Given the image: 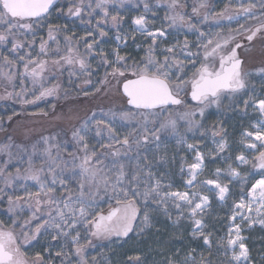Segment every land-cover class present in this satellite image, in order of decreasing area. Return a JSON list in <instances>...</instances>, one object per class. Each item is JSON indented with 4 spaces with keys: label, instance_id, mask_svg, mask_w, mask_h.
Instances as JSON below:
<instances>
[{
    "label": "snow or ice",
    "instance_id": "obj_1",
    "mask_svg": "<svg viewBox=\"0 0 264 264\" xmlns=\"http://www.w3.org/2000/svg\"><path fill=\"white\" fill-rule=\"evenodd\" d=\"M57 2L0 0V45H11L9 55L3 56L0 78L10 84L19 79L21 85L19 92H8L0 99H12L15 95L22 104H35L48 97H58L62 85L56 83L49 86V74L67 71L71 83V78L77 75V68L80 73L91 75L88 58L99 56L101 63L111 69L105 72L104 79L99 83L107 84L108 77L122 82V98L129 108L118 113L111 110L92 112L79 126L70 129V139L67 132L61 129L41 136L30 151L11 142L0 143V154L8 157L4 166L0 167V179L5 188H12L14 181L21 180L32 181L39 186L38 191L28 193L25 199L31 211L27 220L20 223L15 219L11 225L0 221V264H29L26 248L48 236L53 241H62L49 264H54L55 259H59L60 264H98L96 257L89 260L87 256L86 250L95 246L93 239L111 242L112 237L123 239L133 232L143 236L156 227L160 217L176 227L183 220L190 221L189 235L197 243L182 254L180 249L172 251L168 242L160 241L161 259L158 264H216L211 259L213 233L206 231L205 217L212 211L211 198L206 193H213L218 201L225 202L229 186L221 182L220 168L215 170L216 179L198 180L205 157L196 150L192 163H181V175L187 173L184 180L186 190H174L168 170L167 140L174 138L177 145H183L188 150L195 149L196 145L187 142V134L191 133L193 137L197 132L201 137L206 135L203 122L211 115L208 110L213 107L219 109L225 100L232 101L233 110H236L239 108L236 102L245 92L249 95L239 111L246 114L251 105L264 117V99L253 98L251 93L256 85L250 84V78L255 74L264 89V66L256 68L254 73L245 70L237 53L242 45L236 42L237 37L242 35L249 43L264 35V0H259L258 4L252 0L247 6L241 4L232 13L226 10L215 17L232 21L243 16L255 21V27L244 28L241 25L243 32L217 33L215 37L207 38L183 11L187 5L180 0H155L154 3L152 0H76L68 8V17L89 24L99 31L100 37H104L107 32L102 25L110 24L119 29L124 20L119 8L126 3L134 7L142 4L143 12L132 17L133 40L135 33H139L151 43L144 47V55L139 60L121 55V48L128 46L126 33L122 36L117 31V44L111 53L103 49L97 52L95 37L86 44L82 53L79 44H74L70 35L64 37V46L61 47L58 33L62 29L51 24H48L47 39L41 37L39 52L33 55L36 34L56 8ZM113 6L116 7L115 14ZM207 7V0H199L192 5L191 15L199 17L201 9ZM161 8L166 11L167 28H150L152 21L146 13L151 12L155 17ZM93 17H98L95 24H92ZM208 19L205 13L203 20ZM169 29L178 34L187 29L183 33L185 39L181 41L177 37L174 43L160 48L159 45L165 43L170 35ZM63 30L67 31V28ZM188 33L199 34L194 45L196 51H192ZM88 35L93 36V33L88 32ZM29 36L32 37L30 41L27 39ZM53 42L56 43L55 50L50 47ZM139 48L140 45H137ZM22 51L24 55H19ZM4 67L10 70L5 72ZM51 78L55 79V75ZM29 83L30 88L27 86ZM91 83L90 79L84 81V84ZM101 90L96 88V92ZM29 95L32 99L28 98ZM84 95L87 96L88 92L84 91ZM189 98L192 103H189ZM118 122L121 127L132 126L133 129L122 139L117 136ZM252 127L253 131L246 129L242 132L241 143L246 149L258 152V155L254 161H249L243 154L235 159L238 165L252 163L253 168L262 174L246 194L242 188L239 201L232 205L227 235L215 242L217 251L225 257L219 264H255L243 233L246 228L252 229L257 225L264 229V119L255 122ZM92 134L100 140L107 137L108 143L100 144L101 148L111 150L114 145L120 146L111 150L113 160L109 164L100 159L94 147L90 148L89 136ZM212 136L221 137L215 151L223 153L228 147L225 128L214 124ZM14 147L21 164L25 163L23 157L27 156V166L23 169L17 167L15 175L7 170ZM72 147L75 151L69 150ZM64 151L71 157L70 161L64 159ZM36 159L41 161L39 167L34 163ZM227 175L236 179L240 177V172L229 164ZM244 183H247V178ZM3 192L4 188H0V193ZM98 198L108 202L106 212L96 211ZM21 199L19 196H8L9 214L16 215L17 209L23 210ZM34 221L37 223L32 228ZM173 236L179 239L175 233ZM197 248H206L209 255L206 257L201 253L197 259ZM37 259H40L39 255ZM261 260L264 261V253Z\"/></svg>",
    "mask_w": 264,
    "mask_h": 264
},
{
    "label": "rangeland",
    "instance_id": "obj_2",
    "mask_svg": "<svg viewBox=\"0 0 264 264\" xmlns=\"http://www.w3.org/2000/svg\"><path fill=\"white\" fill-rule=\"evenodd\" d=\"M76 0H60V3L67 4L68 7L65 12V17L69 20L67 24L60 23L63 19V9L58 12L54 11L51 14L58 13L59 19H56V22L50 23V16L47 17L46 21L43 22V27L38 30L35 40V48L33 49L32 54L36 55L39 52V43L41 37L47 39L48 24H51L54 28L59 27L62 29L59 33V40L61 42V47H63L64 37L70 35L73 37V43L79 44V50L83 53L85 51V46L87 43L93 41L95 37L97 44L95 45V50L98 52L100 49H103L106 53H111L112 50L116 47L115 36L117 31L123 36L125 33L128 35V46L121 48V55L129 56L132 59L139 60L144 55V47L147 44L151 43V40H146V38L139 33H135V40H133V27L130 24L132 22V17L143 12V5L140 4L139 7H134L130 3H126L122 8H119V12L125 18L121 22L119 29L113 28L109 25H102V28L107 35L100 37L99 31L92 28L87 23H81L79 19L68 17L67 10L71 7ZM154 3L155 0H152ZM182 4H186L187 7L183 9L192 19L193 23H196L201 31L205 33L207 37H215L217 33L222 35H228L229 33H234L236 31L243 32L241 25H244V28L255 27V21L251 19H246L243 16L237 17L232 21H222V19H216L218 13L228 10L230 13L239 9L241 4L247 6L252 0H207V9H201V14L199 17L192 16V5L199 3V0H180ZM256 3H259V0H256ZM59 10V8H58ZM116 7L113 6V14H115ZM259 13V8L256 9ZM207 13L209 19L204 21L203 16ZM165 9L161 8L156 12V16L153 17L151 12L146 13L148 18L152 21L150 28H167V23L165 21ZM53 17V16H52ZM85 20L88 17H84ZM98 17H93L92 24L96 23ZM222 21V22H221ZM67 28V31L63 29ZM170 35L165 43L159 45L160 48L166 47L168 43H174L177 37L179 40L183 41L185 39L184 32H187V29H183L181 33H176L174 30L169 29ZM88 32H92L93 36H89ZM198 33H188L187 38L190 43L193 45L192 51H196L195 44L197 42ZM243 36V35H242ZM239 37H237V42ZM29 41L32 39L31 36L27 38ZM137 45H140L139 50ZM51 50H55L56 43L51 44ZM11 48V45H0V66L3 63V56L9 55L8 50ZM238 56L243 61V67L247 71L254 73V70L258 67L264 66V35H259L251 43L246 41L242 44V47L237 49ZM19 55H24L22 51ZM114 59V57H110ZM132 59L129 60V63L132 62ZM88 63L91 65L90 72L91 75H86L80 73L79 69H76L77 75H74L71 78V83L69 82L68 72L64 71L61 73H50L49 74V86L52 84L60 83L62 89L58 97H48L44 100H39L35 104H22L19 100L13 95L12 99H0V143L11 142L14 145H19L21 148H27L31 150V146L40 141L41 136H47L54 134L55 132L63 129L67 132V138L70 139L71 132L70 129L73 126H79V124L87 117L92 114V112L100 113L103 111H116L117 113L121 110H127L129 107L126 105V100L122 98L120 91V84L116 79L108 77V83L101 85L99 81L103 80L105 77L106 71H111L110 68L103 65L99 56L89 57ZM3 70L8 72L10 69L4 67ZM20 70H23L22 65H20ZM55 75V79L51 77ZM91 80V84H84L85 80ZM250 84L256 85L252 96L254 99H264V89L260 87V78L258 76H253L250 78ZM31 87L30 83L27 85ZM99 87L102 90L96 92V88ZM21 90V85L19 79H15L11 84L5 81L3 78H0V96L6 95L8 92H19ZM84 91L88 92V95H84ZM65 92L67 95H65ZM249 93L245 92L241 94L240 99L236 102L239 105V108H243L244 99L248 98ZM256 97V98H255ZM29 99H32V96L29 95ZM233 102L226 100V141L228 144L227 150L238 149L240 152L237 155L243 154L249 161H254L255 156L258 155V152L251 151L245 148L241 143V134L246 129L253 131L252 125L264 119L261 117L257 111L253 110V107L249 105L246 110V114L241 113L239 108L233 110ZM212 116L215 118V122L220 123L222 118V107L219 109L214 107L212 111ZM11 117V119H9ZM254 117L249 128H243L238 132L240 126L245 125L247 119ZM135 124V121H133ZM132 126H120V122L117 123V136L121 139L124 135H127L131 132ZM190 134V133H188ZM11 137V141H9ZM170 145L167 146V154L169 157V172L171 175V181L175 184H180L181 178L184 176L180 173V168L177 167L176 162L181 161L183 158V151H181L180 146L177 145L174 138ZM220 139L214 137V151L212 157H208L204 160V170L208 167L211 168L210 174L203 173V176L200 178L203 180L206 179H216L213 171L218 167L217 165H222V161L218 160V156L222 153H216V148ZM108 143L107 137L103 140L95 137L94 134L89 136V146L90 148L94 147L97 151L100 159L105 163L109 164L113 160L111 156V150L119 148V145H114L113 149H104L100 147V144ZM183 146V145H182ZM183 149H186L183 146ZM69 150L75 151L74 147ZM13 158L8 165V172H11L13 175L16 173L17 167L23 169L26 167L27 156H24V164L19 162V157L16 155L17 149L14 147L12 149ZM182 154V156H181ZM236 155V156H237ZM64 159L71 160V157L68 156L67 151L63 152ZM174 157V160H173ZM178 157V158H177ZM8 157L4 154H0V167L4 166V161ZM37 167L40 166V159L34 161ZM192 163V162H191ZM231 164L233 167L237 168V171L240 172V177L233 179L227 175L226 169V179L220 176L222 183H226L229 186L230 192L227 197V200L224 203H219L215 200V195L213 193H206L210 195L212 211L211 215L206 216L207 228L206 231L213 233V248L211 259L219 264V261L224 260L225 257L221 256L215 247V242L220 237H226L228 218L232 214L231 205L232 202L236 199H239L241 196V190L250 183V181L255 177L259 176L262 173L260 170L254 169L252 163L247 165L239 166L236 163V159L226 158V165ZM215 169V170H214ZM211 175V176H210ZM247 178V183H244V179ZM187 179V177H185ZM184 179V180H185ZM38 185L32 181H14V186L12 188H5L4 182L0 179V188H4V192L0 193V221H3L7 225H11L12 220L18 219L20 223H23L31 216V211L28 209L25 199L28 196V193L38 191ZM174 190H186L182 186L173 188ZM59 194V193H58ZM103 195V193H101ZM8 196L13 198L19 196L22 197L20 204L22 206V211L17 209L16 215H11L7 212L8 208ZM98 206L96 211L106 212L109 204L108 202L101 201L98 198ZM11 215V219L9 216ZM37 222H33L32 228L35 227ZM160 231L157 232L156 229ZM17 232L20 231L19 228L16 229ZM138 231V229H137ZM191 231V224L188 220L181 221L179 227L170 225L163 217H160L156 227L153 228L150 232L146 233L143 236H137L135 232L130 233L129 237L119 239L112 237L111 242L109 241H97L93 239L92 243L94 247H89L87 251L88 259L91 260L92 257H96L98 264H158L161 256L160 252V241L168 242V246L172 251L180 249L181 253L187 252L190 248L195 247L197 242H193L191 236L189 235ZM179 239H176L173 234ZM82 236L85 233H81ZM246 237V244H249L250 254L255 261V264H264V261L261 260V254L264 253V229L260 227H253L252 229H245L243 233ZM82 242H84L82 240ZM62 241H53L51 236L46 238H41L39 242H33L31 246L26 248V256L28 258L29 264H49L50 261H53L55 257V252L59 250L60 244ZM198 243L202 244V241ZM51 253V254H50ZM203 253L204 256H208V250L206 248H197L196 256L199 259L200 254ZM39 255L40 259H37ZM139 258V259H137ZM54 264H60L59 259H55Z\"/></svg>",
    "mask_w": 264,
    "mask_h": 264
},
{
    "label": "flooded vegetation",
    "instance_id": "obj_3",
    "mask_svg": "<svg viewBox=\"0 0 264 264\" xmlns=\"http://www.w3.org/2000/svg\"><path fill=\"white\" fill-rule=\"evenodd\" d=\"M59 2H60V0H58L57 5H56V8L53 9V10L54 11H57V9L59 8V11H60V9L61 10L63 9V19H61L60 23L67 24V22L69 20L65 17V12H66V9H67L68 5L67 4H64V3L63 4L62 3L59 4ZM53 10H52V12H53ZM50 19H51L50 23H54V21L56 22V19H59L58 13H55L53 15L51 14L50 15ZM189 103H192L190 101V98H189ZM221 107H222V118H221L220 123L215 122V119H214L215 117L212 116V115H208L207 118L204 120V122H203L204 123V129H207L206 135H204L203 137H201L200 136V133L197 132L196 135H195V137H193V135L191 133L190 134H187L188 135L187 142L196 145V148L193 149V150H188L187 148L186 149H183V146L182 145L180 146L181 151H183V152L185 151V152L183 153L182 160L176 162L178 168L181 167V163L182 162L185 163V164L193 162L194 161V156H195V151L196 150L201 151L204 154L205 159L208 157V155H210L212 157V154H213V151H214V147H215L214 137L212 136L213 125L214 124H221L225 128V130H226V100L221 105ZM213 110H214V107L211 108V109H209L208 112L212 114V111ZM253 118L250 117L249 120L247 119L246 124L240 126V129L238 130V132H242L243 131L242 130L243 128H249V124L251 123V121L253 120ZM204 129H202V131ZM181 131H183V129H181ZM215 138L221 140V137H219V136L218 137H215ZM220 140H219V142H220ZM172 141H173V139L172 138H169L167 140V146L170 145V143H172ZM239 152H240V150H238V149H231V150L229 149V150H227V152H226V149H225V151L221 155H219L217 157L218 160L222 161V165H217L216 167H218V168H220L222 170V176L225 179H226V169L228 167L226 165V158H228V159H235L236 158V155ZM181 156H182V154H181ZM210 170H211L210 167H208L206 170H204V172H203L204 175L205 174H208L209 175L210 172H211ZM213 173H215V171H213ZM202 176H203V174H202ZM185 177H187V173L186 172H185L184 176L181 178L180 184H175V185L173 184V188H177V187H180V186L183 187L184 186V179H185ZM199 181H202L201 178H200Z\"/></svg>",
    "mask_w": 264,
    "mask_h": 264
},
{
    "label": "water",
    "instance_id": "obj_4",
    "mask_svg": "<svg viewBox=\"0 0 264 264\" xmlns=\"http://www.w3.org/2000/svg\"><path fill=\"white\" fill-rule=\"evenodd\" d=\"M120 91H121V94H122V83L120 84ZM126 105H127V104H126ZM127 106H128V105H127ZM128 107H129V106H128ZM257 177H258V176H255V177L250 181V183L245 187V189H244L245 194H246L247 189L251 187V184L255 182V180L257 179ZM237 201H238V200H237ZM237 201H235V202H237ZM233 203H234V202H233ZM233 203H232V205H233ZM231 209H232V206H231Z\"/></svg>",
    "mask_w": 264,
    "mask_h": 264
},
{
    "label": "bare ground",
    "instance_id": "obj_5",
    "mask_svg": "<svg viewBox=\"0 0 264 264\" xmlns=\"http://www.w3.org/2000/svg\"><path fill=\"white\" fill-rule=\"evenodd\" d=\"M131 25H132V22H131ZM132 27L134 28V26L132 25ZM263 119V118H262ZM236 163H237V165H238V162L236 161ZM239 166H243L242 164L241 165H239ZM202 173H203V171H202ZM202 173L200 174V175H202ZM200 175H199V177H200ZM198 177V178H199ZM261 178V175H259L258 177H257V179H260ZM256 179V180H257ZM185 187V186H184ZM215 200L217 201V202H219V203H224V202H220V201H218V199L215 197ZM239 201V200H238ZM237 201V202H238ZM229 226H230V221H229V219H228V224H227V232H228V228H229ZM255 227H259L258 225L257 226H255ZM227 232H226V234H227Z\"/></svg>",
    "mask_w": 264,
    "mask_h": 264
},
{
    "label": "trees",
    "instance_id": "obj_6",
    "mask_svg": "<svg viewBox=\"0 0 264 264\" xmlns=\"http://www.w3.org/2000/svg\"><path fill=\"white\" fill-rule=\"evenodd\" d=\"M234 12V11H233ZM232 13V12H231ZM240 17V16H239ZM222 21L224 22V21H227L226 19H222ZM221 21V22H222ZM239 40H238V43H240L241 45L242 44H244L247 40L244 38V36H240L239 38H238ZM237 42V41H236ZM248 247H250L249 246V244H248Z\"/></svg>",
    "mask_w": 264,
    "mask_h": 264
}]
</instances>
